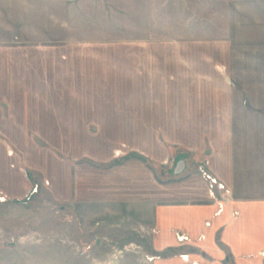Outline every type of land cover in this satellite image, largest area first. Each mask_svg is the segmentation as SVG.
I'll use <instances>...</instances> for the list:
<instances>
[{
	"label": "rangeland",
	"instance_id": "rangeland-1",
	"mask_svg": "<svg viewBox=\"0 0 264 264\" xmlns=\"http://www.w3.org/2000/svg\"><path fill=\"white\" fill-rule=\"evenodd\" d=\"M259 9L264 17V0H0V264L169 257L119 207L94 203L90 187L79 195L81 179L113 168L129 182L155 174L161 202L221 196L205 176L208 136L264 126L248 113L264 110L252 100L254 89L264 98ZM212 89L229 93L219 108L242 116L202 126L149 114L185 112L187 95ZM229 257L215 264H236Z\"/></svg>",
	"mask_w": 264,
	"mask_h": 264
},
{
	"label": "crops",
	"instance_id": "crops-1",
	"mask_svg": "<svg viewBox=\"0 0 264 264\" xmlns=\"http://www.w3.org/2000/svg\"><path fill=\"white\" fill-rule=\"evenodd\" d=\"M260 10L255 16L254 26L259 28L257 39L262 41L264 40V33L261 32L264 31V17ZM260 50L264 51L259 49V53ZM217 68L219 71L224 70L221 64H218ZM206 85H210V80H202V87L205 88ZM251 86H257V84L253 83ZM225 94H229L227 90L224 92L212 89L198 95L196 99H193L192 95H187L189 102L187 101L188 108L185 112L176 111L171 105L166 111L156 110L149 114L153 117L168 119L170 125L177 117H187L202 119L201 123L199 120H192L187 124L203 126L204 119H209L208 124L213 126V120L210 119L243 114V111L237 113L233 108H219V102ZM235 96L232 90L231 103L235 100ZM252 100L263 102L264 98L260 96L257 89H254ZM194 102H196L195 107ZM248 113L253 118L264 116V110L254 109L249 110ZM225 128L219 127L217 137L208 136L212 144L209 157L214 170L213 175L223 181L231 191L229 195H226L222 210H219V201L209 197L197 202H161L156 197L158 192H150L162 184L155 174L138 182H129L126 178L118 179L113 176L111 173L113 168L111 171L104 172L96 169L91 172V175H83L82 187L78 193L81 195L80 192L83 193L85 188L90 187L91 195L88 196L91 199H97L93 201L94 203L104 204L107 211L113 210L110 207H119L122 214L131 217L132 220L135 219L139 228L151 233L157 250L171 249L170 256L160 258L157 264H194L193 262L211 264V261L215 264L224 257L230 258V255L236 264H262L264 260V146L258 145V142L261 143L262 140L258 134H264V126L256 124L251 126L249 131L241 127L237 133L230 131V127L223 132ZM192 140L194 138L187 134L180 141L193 148L195 143ZM203 141H206V136L203 137ZM189 192L186 191V193ZM178 233L187 234L190 239L180 241ZM220 244L227 247L229 256ZM185 254L187 257L183 256Z\"/></svg>",
	"mask_w": 264,
	"mask_h": 264
},
{
	"label": "built area",
	"instance_id": "built-area-1",
	"mask_svg": "<svg viewBox=\"0 0 264 264\" xmlns=\"http://www.w3.org/2000/svg\"><path fill=\"white\" fill-rule=\"evenodd\" d=\"M205 176L212 182V185L213 184H218V186L220 187V189L225 192V194L222 192L221 196H216V194L213 193L215 199H217L219 201V204H220V209L219 210H222L223 208V205H224V200H226V195H229L230 194V190L226 187V185L223 183V182H218L217 178L215 176H213L212 174L210 173H205ZM178 238L180 241H186L188 239H190L189 235L187 234H184V233H178ZM184 257H187V254L183 255ZM194 264H197V262H193Z\"/></svg>",
	"mask_w": 264,
	"mask_h": 264
},
{
	"label": "water",
	"instance_id": "water-1",
	"mask_svg": "<svg viewBox=\"0 0 264 264\" xmlns=\"http://www.w3.org/2000/svg\"><path fill=\"white\" fill-rule=\"evenodd\" d=\"M100 241V239H98V242Z\"/></svg>",
	"mask_w": 264,
	"mask_h": 264
}]
</instances>
